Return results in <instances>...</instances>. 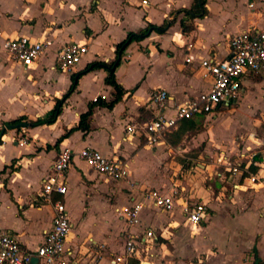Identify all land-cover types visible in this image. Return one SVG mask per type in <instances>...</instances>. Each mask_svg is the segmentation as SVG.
<instances>
[{"label":"crops","instance_id":"0c3cea01","mask_svg":"<svg viewBox=\"0 0 264 264\" xmlns=\"http://www.w3.org/2000/svg\"><path fill=\"white\" fill-rule=\"evenodd\" d=\"M142 1L0 0V127L20 117L36 121L48 116L57 101L70 90L74 75L92 63L116 61L117 47L129 33H138L149 24L170 23L165 34L153 32L125 50L115 71L116 81L125 93L113 108L106 104L114 100L115 88L106 83L108 72L99 69L78 79L54 124L33 127L28 122V127L7 131L0 145V230L17 236L25 249L36 251L44 243V234L52 228L54 219L52 205L42 196L44 179L51 173L63 148L68 147L75 154L89 148L106 157L126 161L130 177L111 182L77 155L66 172L67 194L55 195L54 200L66 205L73 225L67 246L78 252L82 264H111L115 257L124 254L130 232L142 233L148 229L161 234L158 244L151 250L153 256L130 260L128 264L131 261L140 264H188V261L189 264H235L223 258L225 254L221 249L216 257L208 254L207 260L197 255L211 248L200 239L220 215L218 212L211 216L206 209L202 224L192 227L179 206L169 213L148 206L141 214L140 224L130 229L119 211L141 201L148 191H170L173 187L183 197L208 207L213 193L199 189L190 191L183 185L176 153L178 149H181L180 154L187 152L181 147L185 146L188 135L196 131L197 123L202 122L210 127L197 133L193 144H207L203 153L207 160L204 169L230 170L231 164L241 162V155L250 151L264 155V141L258 140L255 134L249 135L251 139L230 140L243 123L244 126L250 123L252 116L238 109L233 116L223 115L222 111L230 110L233 104L182 122L155 145L148 144L141 135L128 134L127 126L133 122L144 123L155 116L156 107L151 97L157 90L169 94L168 115L173 114L177 105L209 91L212 81L203 77L200 62L208 58L227 59L232 35L251 28L264 29V0H207V16L191 22L194 29L188 32L182 29L184 14L178 11L190 9L195 0H148V5H143ZM22 36L45 46L44 55L30 67L13 61L5 48L7 39ZM70 43L87 45L88 52L73 71L64 72L57 67L56 58ZM189 45H192L190 50ZM188 55L191 63L186 62ZM242 88L243 103L258 105L257 96L264 94V71L244 78ZM99 97L104 99V105L95 107L88 120L90 130L87 133L77 130L62 139L79 125L81 116ZM188 122L193 124V129H184L182 133L181 129L187 127ZM225 122L229 123V130L223 127ZM21 138L27 143H19ZM253 163L258 167L256 174L249 171V177L243 179L240 172L234 173L230 180L243 182L234 185L238 191L254 189L243 195L240 203L246 205L245 209L252 214L249 218L259 228L256 215L264 218L261 195L264 197V156L260 162ZM216 173L224 177L222 172ZM253 178L258 182L248 187ZM222 195L220 193L218 199ZM256 232L261 239L258 243L253 241L251 248L257 250L264 262V231L258 229ZM95 244L104 246L101 260H97L101 250ZM235 259L244 264L239 256ZM254 262L255 253L246 264Z\"/></svg>","mask_w":264,"mask_h":264},{"label":"built area","instance_id":"2783aa9c","mask_svg":"<svg viewBox=\"0 0 264 264\" xmlns=\"http://www.w3.org/2000/svg\"><path fill=\"white\" fill-rule=\"evenodd\" d=\"M148 2L142 1L143 5H148ZM228 42L231 53L227 59L208 58L200 62L203 77L212 81L209 91L177 105L171 115L167 114L168 92L155 91L151 97L156 107L155 116L144 123L129 124L127 133L141 135L148 144L155 145L166 134L177 129L182 122L235 104L242 94L244 78L264 71V29L251 28L242 31L232 35ZM5 48L13 61L25 67L32 66L45 53L43 43L24 36L7 39ZM191 48L192 45H189L188 50ZM87 52V45L70 43L59 51L56 65L64 72H71ZM186 62H192L190 55ZM19 143L26 144L27 140L21 138ZM258 154L257 151H250L241 155V162L231 164L230 171L240 172L242 175L249 173L250 165ZM76 155L96 173L111 182L124 181L130 177L129 164L124 160L106 157L95 149L87 148L75 154L70 148H63L42 185V196L52 205L54 211L53 226L45 232L44 243L36 251H30L24 248L17 236L9 231L0 230V264H33L35 258L38 259V264H82L78 252L67 246L73 225L66 205L54 200L55 195L67 194L66 172L71 168ZM148 206L166 213L174 211L179 206L182 215L192 227L202 224L207 209L205 204L192 202L173 187L170 191L152 190L144 193L141 201L119 211V215L131 229L140 224L141 214ZM160 237L161 234L152 229L142 233L130 232L124 254L115 257L111 264H128L130 260L151 258L153 256L151 250L158 244ZM95 247L101 250L97 253V260H101L104 246L95 244Z\"/></svg>","mask_w":264,"mask_h":264},{"label":"rangeland","instance_id":"374dc122","mask_svg":"<svg viewBox=\"0 0 264 264\" xmlns=\"http://www.w3.org/2000/svg\"><path fill=\"white\" fill-rule=\"evenodd\" d=\"M261 95L262 96H257L260 102L256 106L249 104L245 105L242 100L244 96L241 95V98L237 100V103L234 104L233 108L231 107L230 110L224 109L222 111L223 115H227L228 117L235 115L237 109L247 111V113L252 116L249 124L244 126L243 123L236 134H234V132L232 133L231 141H233L234 138L237 141L239 137L251 139L249 137L250 134H255V137L258 140L264 141V94ZM207 127H210V125ZM207 127H205L202 122H198L196 131L191 135H188L184 142L185 146L181 147L187 152H181L180 154L179 151L181 149H178L179 151L176 153V161L177 164H179L177 166L180 168L179 178L183 180V185L190 189V191L199 189L212 192L213 194L210 199V204H208L207 207V214H210L211 216L217 212L220 214L212 221L206 232L207 234L200 239V241L206 244V246L211 248H208L207 253L202 251L197 255H200L203 259L207 260L206 256L208 254L213 255L212 257H216L221 249L225 254L223 258L228 262L239 264L235 259L239 256L242 263L246 264L251 261V257L254 256V250L251 248L253 241L258 243L261 239V236L258 235L256 230L259 229L260 231H264V218L262 219L260 214L256 215L259 221L258 228V225L249 218V215L252 216V214L249 213L247 208L245 209L246 205L243 206V204L240 203L243 199V195L249 194L254 190L253 188L238 191L234 185L240 184L242 181L240 182L239 179L230 180V175L234 173L226 168L217 169V167H214L213 170H206L203 168L207 164L206 157L203 156L207 144H201L199 142L198 145L194 146L193 143L195 136H197L196 134L201 132V130H205ZM223 127L228 129L229 123L225 122ZM239 142H241V140ZM226 143H228L227 140ZM261 156L263 157L264 155L261 154ZM211 160L214 161V159H210V161ZM233 161L235 162V160ZM217 171L220 173L222 172L224 177L217 176ZM250 181L251 184L248 185L247 183L248 187H252L253 182H258L257 179ZM220 193H223V195L218 199ZM261 195L263 199V194ZM233 198L236 199L237 202H234ZM211 204L213 206H210ZM262 253L264 257V241ZM197 257L198 256H195L194 259H197Z\"/></svg>","mask_w":264,"mask_h":264},{"label":"trees","instance_id":"16d2710c","mask_svg":"<svg viewBox=\"0 0 264 264\" xmlns=\"http://www.w3.org/2000/svg\"><path fill=\"white\" fill-rule=\"evenodd\" d=\"M178 14H184V17L181 21L183 31L188 32L190 30H193L194 26L191 24V22H193L196 19H203L208 14L207 0H195L194 5L190 9L180 10L178 11ZM169 26H170L169 22H165L161 26L149 24L145 29L141 30L138 33H129L127 38L122 43H120L117 47L116 61L111 64H107L105 62H95V63L88 65L84 71L74 75L73 84L70 90L68 91L66 95H64L62 99L57 101L56 107L53 109V111L48 116L44 118H39L36 121H29L27 117H20L0 127V145L3 143L2 138L4 137V135L7 133L9 129L19 128L20 125L27 124L28 122H30L33 127L54 124L59 118V116L61 115L65 102L74 92L77 86L78 79L81 78L83 75L89 72L95 71V70L104 69L108 72L106 83L109 86H112L115 88V94H114L115 98L112 102H110L109 104H106V106L110 109L113 108L114 105L117 104L122 99L125 93V90L117 83L116 77H115V71L117 67L119 66V64L121 63V58L125 50L133 42L143 41L146 38H148L153 32L158 33V34H165ZM101 105H104V99L102 97H99L97 98V100L93 101V103L89 105L88 112L81 116L79 125L76 128L69 131L62 139L66 138L68 135H70V133L77 131V130H82L84 133H87L90 130L88 120L92 116L95 107L101 106ZM192 126L193 124H190L188 122V126L181 129V132L184 133L183 131L184 129H188V130L193 129ZM261 160H262V157L259 155L255 159V162H260ZM249 171L252 174H256L258 171V167L255 166V164L253 163L250 165ZM247 177H249V174L246 173L243 175L242 178L245 179ZM254 253H255V262L253 264H264V262L259 258L258 252L256 249ZM130 264H140V263L137 261H131Z\"/></svg>","mask_w":264,"mask_h":264},{"label":"water","instance_id":"95a60500","mask_svg":"<svg viewBox=\"0 0 264 264\" xmlns=\"http://www.w3.org/2000/svg\"><path fill=\"white\" fill-rule=\"evenodd\" d=\"M28 126H30V125L29 124H22L19 126V128H24V127H28ZM33 264H38V259L35 258L33 260ZM144 264H149V263H144Z\"/></svg>","mask_w":264,"mask_h":264}]
</instances>
